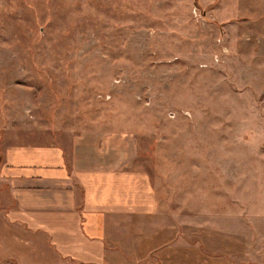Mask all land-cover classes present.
I'll use <instances>...</instances> for the list:
<instances>
[{
    "label": "rangeland",
    "instance_id": "374dc122",
    "mask_svg": "<svg viewBox=\"0 0 264 264\" xmlns=\"http://www.w3.org/2000/svg\"><path fill=\"white\" fill-rule=\"evenodd\" d=\"M84 132L153 188L128 264H264V0H0V156Z\"/></svg>",
    "mask_w": 264,
    "mask_h": 264
},
{
    "label": "crops",
    "instance_id": "0c3cea01",
    "mask_svg": "<svg viewBox=\"0 0 264 264\" xmlns=\"http://www.w3.org/2000/svg\"><path fill=\"white\" fill-rule=\"evenodd\" d=\"M110 135L78 134L70 151L57 144L5 148L0 264H128L129 255L144 253L140 241L129 250L127 238L136 236L129 229L135 219L153 213V188L126 153L112 161Z\"/></svg>",
    "mask_w": 264,
    "mask_h": 264
}]
</instances>
